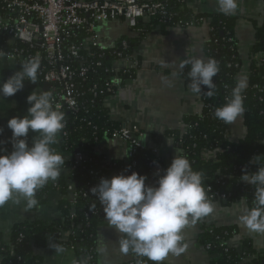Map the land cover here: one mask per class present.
I'll list each match as a JSON object with an SVG mask.
<instances>
[{
    "label": "crops",
    "instance_id": "1",
    "mask_svg": "<svg viewBox=\"0 0 264 264\" xmlns=\"http://www.w3.org/2000/svg\"><path fill=\"white\" fill-rule=\"evenodd\" d=\"M154 1V0H147ZM187 8L194 16H203L202 23L197 28L180 26L152 27V22L143 21L141 27L144 34L137 37L131 32L125 21H110L98 26L103 45L113 48L121 41L126 40L131 46V56L137 63L131 77L121 76L118 92L105 100L104 109L110 120L121 128H136L142 136L138 138L142 148L152 150L157 148L159 154L153 168L154 172H163L170 166L176 155V150L183 151L176 138L171 133L183 134L188 129L186 119L199 116L203 111L202 93L193 95L190 92V78L188 73L191 64L180 67L183 60L192 58L209 59L206 48L210 39L212 16L222 15L218 11L216 0H189ZM237 19L235 38L242 68L237 79L247 77V85L251 73V51L256 43L257 29L263 25L264 3L261 0H239L237 13L232 15ZM152 27L147 32V27ZM258 55L257 57H259ZM257 59V58H256ZM21 67L5 58H0V83L5 82ZM171 83V87L168 84ZM38 80L36 84L24 81V88L12 97L0 95V146L3 142H10L12 132L7 128V122L13 117H24L30 105L27 97L36 91L39 94L44 90ZM49 91V90H48ZM244 114L233 124L229 125L228 138L232 142H240L245 137ZM36 133L29 132L27 140L31 146ZM58 143L53 145L54 150L65 161L71 155L64 151V142L60 134ZM94 154L100 158L99 166L107 169L112 162L129 163L128 143L121 138L102 136V140L95 146ZM204 160V159H203ZM111 172L106 179L116 176ZM99 184V183H98ZM97 184V185H98ZM148 186H156L153 178L146 181ZM75 189L69 187L64 197L59 191L51 192L46 204L38 207L35 212L26 208L25 202L19 204L9 202L0 207V236L5 243L10 242L12 229L15 225L25 222L44 221L53 223L62 218L59 210L60 202L65 198L74 200ZM99 203V200L97 198ZM100 204V203H99ZM214 210L205 217V223L214 228H233L236 231L232 242L238 246L242 242H249L257 256L264 258V233L249 230L242 222L244 209L250 208L243 199L228 205V201L216 202ZM102 220L97 233V264H128L133 253L124 254L119 247L121 234L110 227L105 220L103 206H101ZM200 224H189L183 232L184 243L188 249L179 257L169 255L163 264H213L214 257L202 246ZM50 241L44 248L35 250V254L42 260L41 264H84L86 256L79 251L65 249L64 253L56 254ZM103 249V251H101ZM2 259H0L1 264Z\"/></svg>",
    "mask_w": 264,
    "mask_h": 264
},
{
    "label": "trees",
    "instance_id": "2",
    "mask_svg": "<svg viewBox=\"0 0 264 264\" xmlns=\"http://www.w3.org/2000/svg\"><path fill=\"white\" fill-rule=\"evenodd\" d=\"M188 1L170 0L167 6L168 22L163 24L161 19L157 18L151 23L152 27L158 25L174 27L179 22L199 24L203 16H194L187 8ZM236 24L237 19L234 17L223 14L212 16L213 32L207 44L206 54L209 59L214 58L218 61L219 72L213 78L216 84L215 94L208 97L204 94L208 89L204 87L202 99L208 108L205 107L203 110V116L186 119L188 125L186 132L183 135L174 132L170 136L175 137L177 142L181 140L179 146L183 155L190 160L193 170L204 174L203 185L207 197L220 191L229 196L228 205L243 199L251 208L254 188L251 184L241 181L240 177L245 174V171L253 174L258 171V167H264V62L259 64L256 59L258 55L264 53V23L257 29L256 43L251 51V73L243 93L244 127L246 129L244 139L237 143L230 141L228 138L229 124H225L214 116L215 109L226 103L242 68L235 38ZM152 27H147L145 31L147 32ZM117 51L122 50L117 47ZM124 53L131 54L130 45ZM116 60V56L106 55L102 59L103 68L99 69L97 74L89 75L80 88L87 92L93 84L106 79L109 74L105 70L111 69ZM127 77L129 78V75ZM87 96L90 102L92 98L88 94ZM86 106L90 116H93L90 121H84L85 117L82 114L80 121L83 120V122L72 123L75 116L65 112L68 126L66 130H62L61 134L67 132L64 151L72 157L65 161L64 166H61V175L56 182L49 181L45 187L37 191L38 205L27 209L35 212L38 207L47 203L49 194L54 191H59L65 197L70 186L75 187L77 198L71 202L64 198L60 202L59 210L62 219L59 221L53 223L35 221L15 225L8 244L0 236L1 264H41L42 260L35 254V250L44 248L50 241L60 246L73 244L77 249H82L84 255L95 253L97 256V233L102 220L101 207L97 197L90 190L97 186L101 178H106L111 172H116L117 175L121 173L130 175L131 172H136L146 176L147 180L153 178L155 182L157 181L158 171H153L157 159L150 151L145 150H140L128 164L112 162L107 169L102 171L101 175H89L90 170L99 168L101 160L93 152L99 143L96 139H101L104 134L111 135L114 130H119L120 126L110 120L101 101L96 100L93 105L88 103ZM88 123L92 126H88ZM95 127H97L96 131ZM203 150L216 151V157L207 161L203 160ZM11 151L12 144L6 142L1 144L0 154ZM77 152L87 155L86 163L85 160L81 163L75 161L74 157ZM133 162H136V167L133 166ZM126 169L130 170L125 171ZM208 188L212 191L209 192ZM209 201L212 204L217 202L215 199H209ZM196 223L202 228L200 237L202 246L204 248L208 244L212 246L208 252L214 257L213 264H238L239 254L236 247H231L226 252L220 247L221 241L217 240V237H220L222 241L235 237L236 231L233 228H212L213 233H211V229L206 226L205 217ZM64 231L72 232L73 235H69V239H62ZM240 247L244 258L257 256L249 242H242ZM135 264H152V262L146 257H138ZM251 264H264V258L258 256Z\"/></svg>",
    "mask_w": 264,
    "mask_h": 264
},
{
    "label": "clouds",
    "instance_id": "3",
    "mask_svg": "<svg viewBox=\"0 0 264 264\" xmlns=\"http://www.w3.org/2000/svg\"><path fill=\"white\" fill-rule=\"evenodd\" d=\"M218 11L225 16L237 13L239 0H216ZM191 64L188 76L189 89L193 95L204 92L208 97L215 94L213 78L218 74V61L192 58L183 60L184 68ZM5 82L0 83V95L12 97L24 88V81L37 83L40 69L39 57L22 63ZM171 87V83L168 84ZM247 77L241 76L222 107L215 109L216 119L233 124L245 111L244 91ZM30 107L24 117H13L7 122L11 130L12 151L0 154V207L12 202H25L26 208L38 205L36 193L49 181L56 182L61 175L65 157L52 147L58 143L57 136L65 127V113L59 104H53L49 91L39 94L33 91L27 97ZM29 132L38 136L28 144ZM3 128H0V135ZM126 169L125 171H129ZM156 186L146 185L147 177L136 172L123 173L111 179L101 178L90 191L99 200L108 225L121 234L119 247L122 253L129 252L146 257L152 264H163L171 254L179 257L188 249L184 243L183 230L195 224L214 210L203 185V173L194 171L186 155L176 150L169 167L161 175L156 173ZM240 180L254 188L253 206L244 209L241 222L251 231L264 233V167ZM95 205H93L94 207ZM51 247L56 254L65 252L57 243ZM103 251V249H101Z\"/></svg>",
    "mask_w": 264,
    "mask_h": 264
},
{
    "label": "built area",
    "instance_id": "4",
    "mask_svg": "<svg viewBox=\"0 0 264 264\" xmlns=\"http://www.w3.org/2000/svg\"><path fill=\"white\" fill-rule=\"evenodd\" d=\"M169 1L0 0V58H5L20 66L30 58L39 57L40 69L37 80L43 85H50L49 92L53 104H59L60 110L64 113H72L75 116L72 123L83 122V120L80 121L82 114L85 117L84 121H90L93 116H90L86 105L88 103L93 105L96 100L104 103L107 98L114 96L120 89L121 76L129 75L131 77L132 71L137 68V63L132 56L124 53L128 50V41L123 40L118 46L108 49L102 43L98 26L110 21H125L132 34L139 37L144 34L141 27L143 21L153 22L160 18L161 23L168 22L167 6ZM198 1L203 2V0ZM261 1L263 2V0ZM201 23L202 20L199 24L179 22L177 26L192 29L199 27ZM212 32L213 28L211 27L210 36ZM117 47H120L122 51L118 52ZM108 54L117 57L111 69L105 70L109 76L101 80L100 83L93 84L87 92L83 91L80 88L82 83L89 75L97 74V71L103 68L102 59ZM257 61L259 64H263L264 53L257 57ZM87 94L92 98L90 102L87 100ZM202 105L203 110L205 107L208 108L203 99ZM199 116H203V111ZM67 126L68 122L63 130H66ZM88 126L91 127L92 124L88 123ZM94 129L96 131L97 127ZM60 135L65 142L67 132H64L63 135L60 133ZM104 135L121 138L128 143L129 162L140 150L150 151L153 157H157L159 154L157 148L152 150L142 148L138 141L142 133L136 128L120 127L119 130H114L111 135ZM96 140L100 142L102 138ZM178 144L181 145V140ZM216 154V151L203 150L202 157L207 161L214 159ZM86 157V154L77 152L74 159L77 163H81ZM132 164L134 167L137 166L136 162ZM104 170V167L99 166L97 170H90L89 175L99 176ZM208 191L211 192L212 189L208 188ZM76 198L75 190L74 200ZM208 198L224 202L228 201L229 196L217 191L209 195ZM206 226L213 233L212 228L214 227L207 224ZM69 235H73V233L64 231L62 239H69ZM232 239L222 241L220 237H217V240L221 241L220 247L226 252L229 248L236 247L239 254L238 264H251L257 259L256 256L244 258L240 244L234 246ZM62 247L82 253V249H77L73 244ZM205 249L209 251L212 246L208 244ZM85 256L84 264H97L95 253H87ZM137 260L138 256L133 254L132 260L128 264H135Z\"/></svg>",
    "mask_w": 264,
    "mask_h": 264
},
{
    "label": "water",
    "instance_id": "5",
    "mask_svg": "<svg viewBox=\"0 0 264 264\" xmlns=\"http://www.w3.org/2000/svg\"><path fill=\"white\" fill-rule=\"evenodd\" d=\"M49 89H50V85L46 84V85L44 86V90H45V91H48Z\"/></svg>",
    "mask_w": 264,
    "mask_h": 264
}]
</instances>
